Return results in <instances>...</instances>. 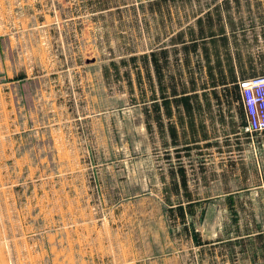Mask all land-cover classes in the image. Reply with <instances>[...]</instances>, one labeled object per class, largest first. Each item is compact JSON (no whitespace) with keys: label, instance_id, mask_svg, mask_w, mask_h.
Here are the masks:
<instances>
[{"label":"rangeland","instance_id":"obj_1","mask_svg":"<svg viewBox=\"0 0 264 264\" xmlns=\"http://www.w3.org/2000/svg\"><path fill=\"white\" fill-rule=\"evenodd\" d=\"M264 0H0V264H264Z\"/></svg>","mask_w":264,"mask_h":264},{"label":"built area","instance_id":"obj_2","mask_svg":"<svg viewBox=\"0 0 264 264\" xmlns=\"http://www.w3.org/2000/svg\"><path fill=\"white\" fill-rule=\"evenodd\" d=\"M240 92L246 118L243 133L264 132V75L241 82Z\"/></svg>","mask_w":264,"mask_h":264}]
</instances>
